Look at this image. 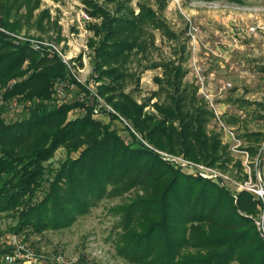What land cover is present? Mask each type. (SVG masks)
Wrapping results in <instances>:
<instances>
[{
    "label": "trees",
    "instance_id": "16d2710c",
    "mask_svg": "<svg viewBox=\"0 0 264 264\" xmlns=\"http://www.w3.org/2000/svg\"><path fill=\"white\" fill-rule=\"evenodd\" d=\"M109 1L113 10L86 2L89 17L99 20L89 26L95 78L108 81L98 95L156 148L226 168L233 161L228 146L219 133L207 131L213 112L197 98L196 87L185 86L182 59L150 65L162 74L154 77L158 88L146 101L138 104L124 93L128 83L139 82L132 62L147 58L154 32L176 36L146 3L138 2L136 12L132 0ZM38 8L39 0H0V27L18 32L31 25ZM47 17L48 11H40L32 24L41 29ZM57 79H66V70L56 55L41 56L28 42L16 45L0 32L1 100L17 98L29 110L20 122L0 118V213L11 212L20 233L68 228L102 200L120 198L109 212L117 217L116 254L129 264H264V238L253 219L259 203L251 194L234 197L213 180L171 167L142 144L132 149L91 118L92 108L66 121L72 107L85 103H48ZM150 103L155 114L144 111ZM243 138L260 143L263 135ZM60 147L66 157L54 166Z\"/></svg>",
    "mask_w": 264,
    "mask_h": 264
},
{
    "label": "rangeland",
    "instance_id": "374dc122",
    "mask_svg": "<svg viewBox=\"0 0 264 264\" xmlns=\"http://www.w3.org/2000/svg\"><path fill=\"white\" fill-rule=\"evenodd\" d=\"M87 1L110 10L115 8L114 2L109 0H39L31 25L22 26L15 33L0 27V32L11 36L16 45L28 42L41 56L56 55L64 65L66 79H57L53 83L48 103L58 108L75 101L84 102V108H71L66 121L84 116L87 113L85 107L92 108L91 118L107 126L132 149L140 148L142 144L155 153L158 151L160 157L176 158L177 162L173 163L161 159L190 176L201 177L198 172H203L201 167L215 171L220 174L215 182L229 188L235 196L242 191L251 194L241 187L245 182H250L248 186L256 183L254 159L264 145V108L261 107L264 104V0H244L242 3L233 0H132L130 3L136 12L138 2L157 10L176 37L167 39L160 32H154V47L149 48L147 58L139 56L138 61L132 62V69L140 76L139 82L128 83L124 93L130 94L138 104L146 101L158 88L154 77L162 74L160 68H149L150 65L182 59L180 61H184L182 65L187 71L183 81L185 86L189 90L196 87L197 98L203 99L208 109L212 111V105L217 108L223 123L234 130L245 148L254 146L253 154L248 151L249 174L245 172L242 158L230 151V144L222 138L213 119L207 131L220 134L233 159L226 168L187 160L182 154L156 148L141 137L128 118L98 95V87L108 81H96L95 78L90 46L93 33L89 26L99 20L82 18V13L89 16ZM162 4L164 7L160 9ZM43 10L48 11V17L44 19L43 28L39 29L32 23ZM151 103L144 111L155 114L149 108ZM0 106V118L4 124L20 122L29 113L17 98L0 100ZM247 133H260L263 138L260 143L248 142L243 138ZM79 153L80 150L72 152L70 157H77ZM65 157L64 147H60L51 160L57 166ZM185 161L191 165L183 166ZM261 176L264 179V155ZM120 201V198L104 199L88 214L78 217L70 227L41 234L29 230L20 233L13 214L0 213V264H129L116 254L117 229L114 226L117 217L109 212V208ZM257 210L253 217L255 221L260 214L259 208Z\"/></svg>",
    "mask_w": 264,
    "mask_h": 264
},
{
    "label": "built area",
    "instance_id": "2783aa9c",
    "mask_svg": "<svg viewBox=\"0 0 264 264\" xmlns=\"http://www.w3.org/2000/svg\"><path fill=\"white\" fill-rule=\"evenodd\" d=\"M82 18L87 20V21H91V18L85 14V13H82ZM64 63L67 64V61L64 59ZM0 100H1V97H0ZM14 105L16 106V104L14 103ZM1 107V106H0ZM212 108H213V122H215V124L218 126L217 130L218 132L222 135V138L228 142L230 144V151H233V153H235V155H239L240 158H242V165L246 168L245 169V172L247 171V173L249 174V171H250V162H249V158H250V155H249V152L248 150L245 148V146H243V141L241 139H239L237 137V135L235 134L234 130L229 127V126H226L222 119H221V114L218 113V110L217 108H215L213 105H212ZM1 109V108H0ZM108 110V109H107ZM94 112L96 113L97 110H94ZM0 115H1V111H0ZM132 132L133 129H131ZM227 145V144H226ZM228 146V145H227ZM229 149V147H228ZM158 153V151H157ZM161 154V152H159ZM264 155V145L262 147V149L258 152L256 158L254 159V165H255V177H256V183L248 186L250 182H245V186L244 187H241L243 189H246L248 190L251 195L253 196V198L259 203L258 204V208L260 210V214H259V217L258 219L255 221L256 225H257V228L260 232V235L264 238V179L262 178L261 176V162H262V157ZM165 157H161L162 159H165V160H171V162H177L178 159L176 158H173V157H166V155H164ZM191 165V163L185 161L183 162V166H186V165ZM200 167V166H199ZM198 167V168H199ZM201 169L203 170V172L201 171H198L199 172V175L203 178H207V179H214L213 181H215L216 179H218L219 175L218 173H216L215 171H210L209 169H206L204 167H201ZM208 171H210V173H208ZM250 178V177H249ZM234 197H236L234 195Z\"/></svg>",
    "mask_w": 264,
    "mask_h": 264
}]
</instances>
